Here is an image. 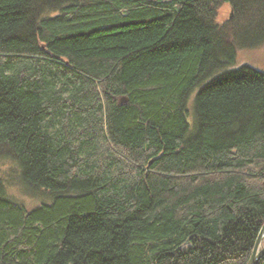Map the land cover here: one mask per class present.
I'll return each mask as SVG.
<instances>
[{"label": "trees", "instance_id": "1", "mask_svg": "<svg viewBox=\"0 0 264 264\" xmlns=\"http://www.w3.org/2000/svg\"><path fill=\"white\" fill-rule=\"evenodd\" d=\"M262 44L264 0H0V158L44 199L0 181V264H246Z\"/></svg>", "mask_w": 264, "mask_h": 264}, {"label": "rangeland", "instance_id": "2", "mask_svg": "<svg viewBox=\"0 0 264 264\" xmlns=\"http://www.w3.org/2000/svg\"><path fill=\"white\" fill-rule=\"evenodd\" d=\"M228 14H230V8L224 3L218 9V21H224L228 17ZM241 64L250 65L264 72V44L258 47L237 50L235 62L230 67L234 68ZM191 98L192 95L189 97V105L191 103ZM19 172L20 168L16 161L6 157L0 158V181L4 186L5 194L26 207L33 206L44 200L37 196L28 195L23 191ZM262 244H264V238Z\"/></svg>", "mask_w": 264, "mask_h": 264}, {"label": "water", "instance_id": "3", "mask_svg": "<svg viewBox=\"0 0 264 264\" xmlns=\"http://www.w3.org/2000/svg\"><path fill=\"white\" fill-rule=\"evenodd\" d=\"M124 100L125 99H121V101ZM263 238H264V223L261 225L258 231L252 251L248 257L246 264H257L260 257L264 255V244H262Z\"/></svg>", "mask_w": 264, "mask_h": 264}]
</instances>
